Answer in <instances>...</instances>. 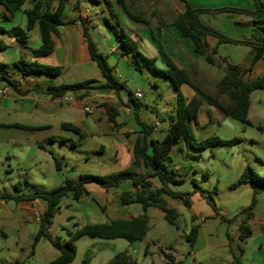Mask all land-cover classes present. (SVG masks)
<instances>
[{
	"label": "rangeland",
	"instance_id": "rangeland-1",
	"mask_svg": "<svg viewBox=\"0 0 264 264\" xmlns=\"http://www.w3.org/2000/svg\"><path fill=\"white\" fill-rule=\"evenodd\" d=\"M111 1L121 26L138 44L139 50L150 57L140 41L142 35L136 31L140 28H150L132 21L116 0ZM240 1L204 0L203 2L208 4L206 9L216 10L236 8L235 4ZM157 2L159 1L133 0L128 4L133 13L142 12L150 20L151 26L155 27L161 25L162 19L170 23L174 15L168 10L156 11L154 8ZM248 2H251L252 9L256 8L255 0H248ZM31 5L32 0H27L23 5L21 10L23 22L19 26L24 27L27 18L23 11ZM106 10L109 13L103 0L98 4L88 0H69L64 14L65 17H69L75 11L82 13L84 17L80 16L78 19L81 26L95 25V28L91 29V34L98 47L106 52L105 55L109 53V44L105 37L106 23L103 20ZM108 15L111 23L115 24V20L110 14ZM200 16L211 25L210 27L233 39L234 37L243 38L249 22L253 21L250 16L234 11L202 12ZM101 21L102 27L99 26ZM6 24L4 15L0 14V25L4 27ZM164 29L167 31L168 27ZM151 32L155 40L162 43L158 32L152 30ZM31 33L34 34V31ZM148 33L151 35L150 32ZM11 40L12 37L7 34L2 38V42L7 45ZM247 50L248 48L234 44H220L216 57L219 60L230 57L234 64L247 56ZM19 56L25 58L26 55L16 48L9 47L0 58L4 57L12 69L13 59ZM107 56L112 65L110 55ZM188 71L193 81L207 90L213 89L215 83L224 77L222 70L209 65L201 56H198L197 62L192 63ZM115 76L118 81L122 80L117 77L118 75L115 74ZM257 76L247 75L250 79ZM126 78L128 83L123 84L124 89L120 91L121 97L125 100L130 97V92L135 94L138 88L131 75ZM250 101L248 124L227 117L218 111L217 114L211 115V121H207L204 128H193L197 139L216 136L228 142L227 144L197 152L188 148L185 141H181L171 152L173 159L171 167L175 169V166H178L180 169L179 171L175 169L176 177L184 180L179 185H171V188L174 191L189 194L191 203L188 207L180 199L166 196L168 205L179 213L177 225L170 224L159 210L160 214L152 216L149 232L142 241L130 243L125 239L104 240L84 237L76 243L77 254L74 264H104L122 251H128L134 258L137 257L141 264H264V191L257 195L256 220L249 219L242 210L251 205L253 189L247 183H239L246 166H250L258 176L264 177V90L254 91ZM166 102L171 101L166 100ZM22 109L16 114L12 111L0 110V123H17V125L27 126V124L38 122L34 121L37 117L34 109L29 107ZM89 119L92 118L89 117ZM199 122L201 125L205 122L204 112L200 113ZM44 137L45 134L42 131H30L24 127H0V142L6 143L5 147H0V195L9 194L15 197L22 194L29 195L35 191L50 192L59 187L65 178L78 180L84 174H103L102 166L111 154H105L103 162L99 161L102 157L96 152L99 139L83 141L77 149H72L70 143L67 148L59 146L54 148L59 152L57 158L62 162L58 169L49 147L45 151L36 143ZM73 137L78 144L82 142L77 135ZM45 145L48 146V144ZM85 156L89 159L86 160ZM0 202L5 203L4 206H0V221L4 215L18 219L24 218L23 224L29 229L26 233H30L29 237L26 234V241L23 234L20 239H15L19 242L21 250H17L14 258L2 255L0 263L47 264L55 253L49 241L43 240L47 246L42 252L36 255L32 252L37 245L33 248V236L39 229L37 218L41 214L26 210L24 207H28L26 203L19 204L20 202L15 200L1 198ZM42 203L45 202L42 201ZM205 218L206 220H203ZM53 223L54 238H60L62 244L68 240V232H75L78 228L70 221L61 220L59 216H56ZM241 225L249 226L252 232L245 241L240 239ZM194 226L204 228V231L197 241L191 243L187 237ZM167 255H172L173 261L169 260Z\"/></svg>",
	"mask_w": 264,
	"mask_h": 264
},
{
	"label": "trees",
	"instance_id": "trees-1",
	"mask_svg": "<svg viewBox=\"0 0 264 264\" xmlns=\"http://www.w3.org/2000/svg\"><path fill=\"white\" fill-rule=\"evenodd\" d=\"M69 0H32V6L25 10L27 18L25 27L16 25L10 29L0 26V33H5L15 39V41L25 46L30 39V32L38 29L40 33L41 46L33 49L34 57L42 58L51 55L55 50V38L59 37L60 27L67 22L63 19V13L67 8ZM93 3H101L102 0H89ZM185 3V10L182 13L173 15L171 22L167 23L161 20V27L172 25L175 27L182 38L192 41L194 51L197 55L211 66L224 72V77L215 83L211 90H207L195 83L187 69L180 68L172 57L167 53L162 43L158 40L160 60L165 65L161 69L157 65V59L146 56L139 50L138 44L129 36L118 20V14L113 9L111 0H103L107 5L108 11L115 20V24L106 18V23L112 29L118 42V52L122 56L130 55L134 59L135 66L140 72L149 71L159 77L169 79L171 85L177 94V114L169 119V127L165 136L161 140H155L151 137L153 126L142 121L141 111L144 103L134 97L130 92L127 102H122L123 106L131 108L134 119L141 127L134 142V162L131 168L113 172L107 175H81L78 180L65 178L62 184L50 192L35 191L29 195L11 196L1 194V199H10L17 202L42 200L46 203V210L43 213L39 230L34 238L33 248L41 238L48 239L52 245L59 251V256L48 264H71L74 262L77 254L76 243L84 238L115 240L125 239L130 243L139 242L145 239L149 232V215L148 209L156 207L161 209L165 214V219L172 225H177L179 213L175 208L168 205L166 196L180 199L190 207L189 194L174 191L171 185H179L184 180L177 178L176 170L171 167V152L174 147L181 141H185L188 148L197 152H202L216 145H224L228 142L221 140L216 136L199 140L194 134L193 125L197 123L199 111L205 106H212L218 109L222 114L232 119L249 123V110L251 106L250 96L254 91L264 90V74L250 79L247 77L249 69L237 64H232L224 60H219L218 45L235 44L251 46L254 52L253 62L260 60L264 55V1L255 0V10L222 8V9H196L190 5L187 0H181ZM27 0H0V8L5 11L8 18H13L22 10ZM129 3L133 0H116V3L122 7L123 11L129 18L143 24L151 29L150 20L142 12L133 13L129 8ZM222 12L234 11L250 16L254 23V29L249 38L237 40L227 37L214 28L204 24L200 19L202 12ZM83 34L87 43L91 59L100 69L104 82L98 83L96 80H87L75 84H61L47 86L42 92L54 99L64 98L69 93H80L79 100H83L91 94L92 90L103 89L113 91L117 94L124 89L123 83L118 81L115 76L114 67L109 63L108 56L101 53L89 33V27L83 25ZM213 37L217 40L215 46H211L208 38ZM155 39V38H154ZM4 47L0 46V50ZM13 66L21 73L23 77L31 74H43L49 77L61 75L62 69L58 66L41 64L37 61H27L22 58L15 62ZM8 84L17 89V82L8 80ZM187 84L195 94L191 99H187L183 94L181 87ZM108 119L116 124L119 117V110L116 106L109 103L103 104ZM63 128L70 129L78 133V128L63 124ZM235 142V141H234ZM233 143V142H231ZM150 148L152 151L150 152ZM58 169L61 167V160L53 155ZM150 170V173L143 172L142 168ZM152 177H157L161 183L160 187H155L151 181ZM95 183L105 190H111L120 187L124 183L133 185V190L123 191L119 195V202L123 205L134 203L141 204L143 213L130 219H116L106 223L87 224L78 227L75 232H68V240L62 244L61 239H55L49 232L53 221L59 212L60 204L63 199L71 198L73 201H79L83 196L88 194L87 185ZM239 183H247L253 189L251 205L242 210L251 219L255 215L257 205V195L264 191V177H260L250 167L246 166ZM198 226H194L188 235V240L194 243L198 235ZM264 230V227H263ZM249 226H240V239L245 241L251 236ZM167 258L173 261L172 255ZM1 264V263H0ZM105 264H139L128 251L117 253L112 259ZM169 264V263H167Z\"/></svg>",
	"mask_w": 264,
	"mask_h": 264
},
{
	"label": "crops",
	"instance_id": "crops-1",
	"mask_svg": "<svg viewBox=\"0 0 264 264\" xmlns=\"http://www.w3.org/2000/svg\"><path fill=\"white\" fill-rule=\"evenodd\" d=\"M158 1L159 2H157L154 8L156 11L168 10L170 14L172 13L176 15L185 10V3L181 0ZM203 1L204 0H187V2L196 9H206L208 4H205ZM235 5L236 8L240 9H244L245 7L249 8L247 10L255 9H252L253 6L248 0H241ZM21 12L22 11H19L13 18H8L5 11L0 8V14H3L7 21V24L4 27L10 29L16 25H20L23 22ZM104 13L103 20L106 23V18H108V14L110 13H107V10L104 11ZM64 14L65 12L63 13V19L67 23L60 27L59 31L61 35L55 38V50L47 57H34L33 49H37L41 46L40 33L37 28L33 30L34 34L31 33L32 31L30 32L29 42L25 46L18 44L14 38H12L8 45L4 44L2 38L6 34L0 33V46H5L3 50H0V56L4 54L7 48L12 47L24 52L26 55L24 59L27 61H37L45 65L58 66L62 69L61 75L57 77H49L43 74H31L23 77L15 67H12L11 69L5 58L1 57L0 88L8 87L9 93L0 96V110H7L8 112L12 111L13 114H16L20 113L21 110H23L22 108L25 110L29 107L34 109L35 115L37 116L34 121L37 120L38 122H35V124H27V126L17 125V123H0V127H24V129L30 131L44 132L45 137L42 140L36 141V143L40 149L45 151L47 147H49L52 157L53 155L56 157L59 155V152L54 149L57 148V146L60 148H67L70 143L72 149H77L79 145L83 144V141L99 139V146L96 150V152L102 156V159L99 158V161L102 160L100 162H103L105 154H111V156L107 157L108 160L104 163L105 165L102 164L104 169L102 175L129 169L134 162V142L138 133L141 131V127L135 121L131 108L121 104L122 102H127L128 99L125 100L122 98L121 93L117 94L113 91L103 89L92 90L91 94L83 100L78 99L80 93H69L64 98L54 99L42 92L50 85L75 84L87 80H96L99 84L104 82L100 69L91 59L83 34V26L78 22L80 16L84 17L83 14H79V12L76 11L69 17H65ZM201 19L203 23L207 24L202 17ZM26 23L24 24V27L26 26ZM91 26L92 27H89V33L94 39L91 34V29L95 28V25L91 24ZM99 26L102 27V21L99 23ZM104 26L107 31L105 37L109 44V53H107V55H110L109 58L111 59L115 74L118 75L117 77L119 79H122L120 81L123 84L128 83L126 78L128 75L132 76L133 81L138 87L134 97L141 102L142 100L144 101V108L140 115L141 119L153 126L154 130L151 135L153 139H163L169 127L170 117L177 114V94L175 89L171 85L169 79L159 77L149 71L140 72L137 70L132 56L120 55L118 52L116 36L107 23ZM253 29L254 23L253 21H250L247 31H245L246 34L242 36L243 38H234L237 40L249 38ZM151 30L158 32L165 50L180 68L188 70L192 63L197 62L199 55L195 53L192 41L187 38H182L175 27L169 25L168 30L166 31V29L160 26H152ZM151 30L140 28L136 31L142 35L140 41L143 44L144 50L151 58L157 59V65L159 68L165 69V65L160 60L159 45L154 39V36H152ZM148 32H150L151 35H149ZM208 42L211 46H215L217 40L213 37H209ZM237 46L248 48V50L246 51L247 56L243 60L234 62V64L249 69L248 75L260 76L264 74V55L260 60L253 62L254 52L252 47L248 45ZM98 49L101 53H106L101 50L100 47H98ZM22 58V56H19V58L13 59V64ZM224 59L229 63H232L233 61L230 57ZM8 80L17 82L18 90L12 88L8 84ZM181 90L187 99H191L195 94V91L187 84H184L181 87ZM138 92L142 93V97H136ZM166 100H170L171 102L168 103ZM104 103H109L118 108L120 114L117 118L116 124L108 119L106 110L103 106ZM87 107H91L93 111L91 113L86 112L85 108ZM218 111V109L212 106H203L199 111V115L201 112H204L205 122L201 125L198 116V121L193 125V128H204L206 122L211 121V115L215 113L217 114ZM89 117L92 119L90 120ZM63 124H70L77 127L78 133L63 128ZM158 134L159 136H157ZM74 135H77L79 139H82V142L78 144L77 141L74 140ZM199 140L203 139L199 138ZM45 144H48V146ZM5 145L6 143L0 142V147H5ZM176 146L174 149L177 148ZM151 151L152 149L150 148V152ZM85 159H89L88 156H85ZM175 169L179 171L180 168L175 166ZM142 171L150 173V170L144 167L142 168ZM151 181L155 187L161 186L157 177H152ZM133 189V185L130 183H124L120 187L111 190H105L95 183H90L87 185L88 194L83 196L79 201L75 202L71 198L63 199L56 216H59L61 220L72 222L76 227H81L87 224L106 223L116 219H130L136 217L143 213V207L141 204L134 203L123 206L119 202V195L121 192ZM25 203L28 204V207L24 206L26 210L30 212L36 211L41 214V216L37 218L40 223V219L46 210V203H42L40 200H34L20 202L19 204ZM4 205V202H0V206ZM62 208H64V211H62ZM159 210L162 211L156 207H150L148 209L147 212L150 222L152 216L160 214ZM162 213L164 214L163 211ZM256 218L257 213L255 212L252 219L256 220ZM23 220L25 219L14 218L10 215H4L2 217L0 221V257L4 255L14 258L17 255V250H21L19 242L15 239H20L23 234L26 241V234H28V237L30 236V233H26L29 229L23 224ZM203 220H206V218ZM203 231L204 228L199 227L196 241L199 239L200 234ZM37 232L34 234V238ZM49 232L55 237L54 223L49 228ZM10 239L13 240L11 241ZM43 240H46V242L49 241L46 238H41L35 249L32 251L35 255L38 252H42L43 249H45L44 247L47 246L46 243H43ZM50 246L54 248L55 253L52 254L53 256L48 263L52 262L59 256V251L51 242ZM147 253L148 252L146 251V254ZM135 258L139 262L138 258ZM71 264H74V262ZM139 264L141 263L139 262Z\"/></svg>",
	"mask_w": 264,
	"mask_h": 264
},
{
	"label": "built area",
	"instance_id": "built-area-1",
	"mask_svg": "<svg viewBox=\"0 0 264 264\" xmlns=\"http://www.w3.org/2000/svg\"><path fill=\"white\" fill-rule=\"evenodd\" d=\"M7 93H9V88L8 87L0 88V96L5 95ZM136 97H138V98L142 97V93L138 92L136 94ZM85 111L88 112V113H91L93 111V109L91 107H87V108H85Z\"/></svg>",
	"mask_w": 264,
	"mask_h": 264
}]
</instances>
